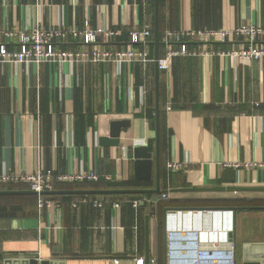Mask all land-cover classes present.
Wrapping results in <instances>:
<instances>
[{
	"label": "crops",
	"instance_id": "obj_1",
	"mask_svg": "<svg viewBox=\"0 0 264 264\" xmlns=\"http://www.w3.org/2000/svg\"><path fill=\"white\" fill-rule=\"evenodd\" d=\"M244 24L264 28V0H159L158 9L156 0H0V31L35 25L97 31L104 26L122 35L112 42L98 35L96 44L117 50L129 46L130 30L148 29L151 36L138 47L153 59L0 63V175L96 170L111 175V181L140 183L121 189H155V162L152 180L137 179L134 149L144 146L155 153L159 106L164 191L144 198L102 195L109 199L102 208L73 207L72 201L83 195H44L54 203L43 207L40 195H0V205H22L25 211L0 217V264L15 258L58 264H137L144 259L145 264L148 225L150 264H230L232 258L235 264H255L264 251V57L240 62L178 56L167 71L155 61L157 52L163 57L176 45L166 41L169 28ZM2 41L10 50L19 47L14 39ZM243 42L234 36L213 47L230 49ZM55 44L69 50L83 46L81 38ZM117 130L119 142L113 145L109 140ZM172 162L184 167L171 170ZM111 181L59 184L55 190L93 189ZM0 190L30 186L0 183ZM135 200H141L138 207ZM207 234L213 240L200 237Z\"/></svg>",
	"mask_w": 264,
	"mask_h": 264
},
{
	"label": "built area",
	"instance_id": "obj_2",
	"mask_svg": "<svg viewBox=\"0 0 264 264\" xmlns=\"http://www.w3.org/2000/svg\"><path fill=\"white\" fill-rule=\"evenodd\" d=\"M151 30L132 29L129 31V46L117 50L103 49L96 44L98 35L106 42L115 41L122 35V31L109 29L100 26L97 31L91 29H77L71 31L62 27L44 30L38 25L32 26L25 31H0V63H54V64H87L91 62H111L123 63H147L152 61L149 53L138 47L144 39L150 37ZM166 41L176 43L170 46L163 57L158 59V68L162 71L171 69L173 59L178 56H223L236 59L240 62H249L254 59L264 57V28L255 24L239 25L233 29H172L169 28L164 33ZM234 36L242 37L245 42L239 47L230 49L214 48L215 43H225ZM3 38L16 40L17 50H10L8 44L3 42ZM69 38L80 39L83 46L76 50H69L58 47L55 42ZM190 42L202 43L203 49L190 46ZM90 46V47H89ZM169 169L179 170L184 167V163L172 162L168 164ZM111 175H103L96 170L77 171L66 174H54L52 171L31 172L25 175H0V183H26L31 190L38 193L55 190L59 184H82L95 183L102 180L111 181ZM141 200L133 201L135 207L139 206ZM109 202L106 196L83 195L72 201L73 207L79 205H92L94 208H102ZM54 201L47 196L40 195L39 204L51 206ZM60 206V203L57 204ZM116 202L115 206L119 207ZM173 228V227H172ZM232 229V227H231ZM171 232V231H170ZM218 234V233H216ZM213 235V234H212ZM212 235L200 236L202 239L213 240ZM210 236L212 238H210ZM118 261V260H117ZM199 263V262H198ZM137 264H144V259H139ZM200 264H204L200 260ZM230 264H235L233 258Z\"/></svg>",
	"mask_w": 264,
	"mask_h": 264
},
{
	"label": "water",
	"instance_id": "obj_3",
	"mask_svg": "<svg viewBox=\"0 0 264 264\" xmlns=\"http://www.w3.org/2000/svg\"><path fill=\"white\" fill-rule=\"evenodd\" d=\"M159 0H156V8L158 9ZM159 28L158 21L155 29L156 45L159 44ZM159 54H156V63L158 65ZM157 102H159V86L157 85ZM158 106V104H157ZM156 117V151L152 153L148 150V147L140 146L134 149L135 159V177L141 180H152L154 162L157 169V187L155 189H63V190H52L38 193L34 190H0V195H117V194H162L164 191L160 187V113L159 106L157 107ZM119 130L115 131L112 136L113 140H109L111 144H118ZM116 138V139H115ZM155 159V161H154ZM232 190H241L239 187H229ZM234 208L233 210H236ZM149 225L147 228V239H146V257L145 264H150V241H149ZM233 238V233L229 235ZM258 258L254 261L255 264H264V251L259 253ZM6 264H58L55 261L42 260L38 261L30 258H15L8 259Z\"/></svg>",
	"mask_w": 264,
	"mask_h": 264
},
{
	"label": "trees",
	"instance_id": "obj_4",
	"mask_svg": "<svg viewBox=\"0 0 264 264\" xmlns=\"http://www.w3.org/2000/svg\"><path fill=\"white\" fill-rule=\"evenodd\" d=\"M138 182H133V181H125V182H115L111 181L109 183H106L105 185H100V184H94L92 186L93 189H121V188H130L137 186ZM57 188V187H56ZM68 188H71V186H68ZM72 189H75L73 187ZM89 196H95V195H89ZM138 197L144 198V194L142 195H137ZM152 196L151 194L148 195V197ZM24 197V196H22ZM63 197H72L71 195L63 196ZM26 198V197H25ZM25 213L23 206L22 205H0V217H8V218H13L15 216H18L19 214ZM159 220V219H158Z\"/></svg>",
	"mask_w": 264,
	"mask_h": 264
},
{
	"label": "rangeland",
	"instance_id": "obj_5",
	"mask_svg": "<svg viewBox=\"0 0 264 264\" xmlns=\"http://www.w3.org/2000/svg\"><path fill=\"white\" fill-rule=\"evenodd\" d=\"M27 199H28V198H24V199H22V201L25 203V202L27 201ZM32 201H33V200H32ZM23 202H22V203H23ZM26 209H28V207H26Z\"/></svg>",
	"mask_w": 264,
	"mask_h": 264
}]
</instances>
